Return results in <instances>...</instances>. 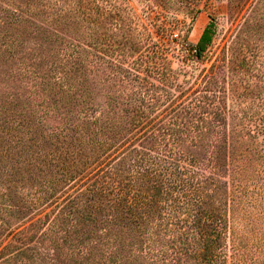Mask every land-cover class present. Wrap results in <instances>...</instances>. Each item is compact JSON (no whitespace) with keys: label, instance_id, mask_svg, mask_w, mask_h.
Listing matches in <instances>:
<instances>
[{"label":"trees","instance_id":"16d2710c","mask_svg":"<svg viewBox=\"0 0 264 264\" xmlns=\"http://www.w3.org/2000/svg\"><path fill=\"white\" fill-rule=\"evenodd\" d=\"M243 40L221 90L214 68H175L131 0H0V73L18 84L0 91V264H228L232 197L264 215V85Z\"/></svg>","mask_w":264,"mask_h":264},{"label":"rangeland","instance_id":"374dc122","mask_svg":"<svg viewBox=\"0 0 264 264\" xmlns=\"http://www.w3.org/2000/svg\"><path fill=\"white\" fill-rule=\"evenodd\" d=\"M251 2L252 0L236 14L230 13L229 0H164L163 6L155 7L151 13L145 11L146 5L142 0H131V5L139 19L147 23L155 35L169 42L175 68L184 66V72L188 73L214 68L221 90H226L230 88L231 80L237 73H232L233 67L238 63L233 49L242 39L254 52L250 61L254 58L257 60V64L247 72L246 78L264 85L263 76L260 79L254 77L259 69L264 72V7H255L252 12ZM212 21L215 23L212 40L198 60L188 49L196 46L203 30ZM163 26L169 28L166 33L161 30ZM240 36L242 39L238 41ZM16 85L18 84L13 77L6 78L0 73V91L13 92ZM260 91L264 97V86ZM222 96L223 93L220 94L221 99ZM253 99L254 95L250 102H253L257 115L251 128L264 153V105L259 99ZM229 101L230 99L228 103ZM232 198V223L237 233V241L233 246L234 242L232 243L229 235L224 247L228 264H264V215H260L262 204L256 203L248 207L246 203H238L236 197ZM5 242L0 245V250Z\"/></svg>","mask_w":264,"mask_h":264}]
</instances>
